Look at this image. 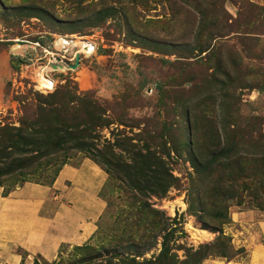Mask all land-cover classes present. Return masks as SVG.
Returning <instances> with one entry per match:
<instances>
[{
	"label": "rangeland",
	"instance_id": "obj_1",
	"mask_svg": "<svg viewBox=\"0 0 264 264\" xmlns=\"http://www.w3.org/2000/svg\"><path fill=\"white\" fill-rule=\"evenodd\" d=\"M210 122L246 168L223 225L198 161ZM46 123L62 150L20 156L30 167L2 176L0 193L50 186L63 162L89 158L108 174L106 210L87 243L30 264L147 263L165 241L172 264L200 247L202 264H238L247 253L232 218L264 213V0H0V143Z\"/></svg>",
	"mask_w": 264,
	"mask_h": 264
},
{
	"label": "crops",
	"instance_id": "obj_2",
	"mask_svg": "<svg viewBox=\"0 0 264 264\" xmlns=\"http://www.w3.org/2000/svg\"><path fill=\"white\" fill-rule=\"evenodd\" d=\"M107 179L103 168L85 158L64 166L52 186L26 183L6 197L0 193V264L53 261L62 246L87 243L106 210L101 192ZM232 222L247 253L238 264H264V213L238 212Z\"/></svg>",
	"mask_w": 264,
	"mask_h": 264
},
{
	"label": "trees",
	"instance_id": "obj_3",
	"mask_svg": "<svg viewBox=\"0 0 264 264\" xmlns=\"http://www.w3.org/2000/svg\"><path fill=\"white\" fill-rule=\"evenodd\" d=\"M48 92H52L51 89L47 90ZM230 124V122H229ZM49 124L46 123L45 125L41 126V129H46L41 130V132H29L28 134L27 131L21 130V129H13L10 131L8 134L11 137L9 139V142H4L0 143V166H6L8 161H10V165L7 167V169L2 170L0 168V178L4 175L5 177H11L13 176V172L16 170H21L23 167H30L31 165V159L30 158H20V156H24L26 154L33 155L35 153L37 155V158H39L42 155H53V154H58L57 150H62L61 149V143L64 142V139L61 140H54L56 138L57 134H51L50 132L48 133L47 128L49 129L50 126ZM210 133L207 136L208 143L209 144V150L207 155L202 158L200 161V165L203 166V169L207 171L211 184L215 182L217 188L215 190V193L218 198H216V201L221 198L215 206L217 207L216 213L214 214V219L218 220L221 225L225 224L222 222L221 219L226 220L228 219L229 216V208L230 206L228 205V201L231 199H234L237 196V190L245 187V185H239L236 184L237 179L242 177V171L246 170L245 167L241 169L240 167V162L237 161H232L230 158V153L233 151V147L229 149L228 147L226 149L221 150L220 149V143H221V135L218 133L216 125L214 122H210ZM50 131V130H49ZM15 132V133H14ZM66 134L69 135V133L66 131ZM5 144H8L7 146H10L11 148H7ZM51 145H56V149H50ZM31 146V148H28ZM218 146V147H217ZM83 149V147H80ZM79 148V149H80ZM257 151L263 152L261 149ZM199 155V154H198ZM233 155V152H232ZM18 156V157H16ZM16 157V158H15ZM194 162L197 161V154H195L194 157ZM92 160V159H91ZM95 163H97L95 160H93ZM262 161V158L261 160ZM98 164V163H97ZM67 165V164H66ZM101 168V164H98ZM65 166L64 162L60 167L54 172L53 176V181L50 183V186H52L57 179V176L61 169ZM201 166V167H202ZM195 170L199 169L198 165H194ZM104 169V168H103ZM105 170V169H104ZM230 171V172H229ZM254 175L258 174L259 169L256 168L254 169ZM23 175V174H21ZM218 177V181L214 178ZM234 183V184H233ZM43 185V184H42ZM214 191V190H213ZM10 194L6 193L5 196H8ZM236 199V198H235ZM237 206L242 205V201L239 200L237 201ZM202 221V217H201ZM232 222V221H231ZM230 223V222H228ZM214 232L219 233V238L218 242L220 243L219 249L223 250L226 249V242L228 238H225L226 236L224 235L222 229L216 230ZM230 242V240H229ZM168 245L166 244V241L163 243V249L159 256L156 258L154 261H148L147 263H140L132 259V264H172L173 259H171V256H169V250H168ZM206 248H209L208 246ZM203 247H200L199 250L191 252V250L186 257V260L183 261L181 264H202V262L199 260L201 257L204 255ZM224 252H222V257H225ZM24 264V263H23ZM112 264V263H110Z\"/></svg>",
	"mask_w": 264,
	"mask_h": 264
},
{
	"label": "bare ground",
	"instance_id": "obj_4",
	"mask_svg": "<svg viewBox=\"0 0 264 264\" xmlns=\"http://www.w3.org/2000/svg\"><path fill=\"white\" fill-rule=\"evenodd\" d=\"M71 44H67V47H70ZM75 48L78 49L77 55H81L82 52L85 49L86 44L84 42H74V44H72ZM72 48V47H71ZM84 54V53H83ZM76 55V56H77ZM64 66V65H63ZM63 66L60 67V69L63 68ZM54 67V66H53ZM48 71V68L45 67H40L36 73V78H44L46 76V72Z\"/></svg>",
	"mask_w": 264,
	"mask_h": 264
},
{
	"label": "water",
	"instance_id": "obj_5",
	"mask_svg": "<svg viewBox=\"0 0 264 264\" xmlns=\"http://www.w3.org/2000/svg\"><path fill=\"white\" fill-rule=\"evenodd\" d=\"M80 64V55H77V58H76V64L75 66H72L71 68L72 69H76ZM61 67V66H60Z\"/></svg>",
	"mask_w": 264,
	"mask_h": 264
}]
</instances>
